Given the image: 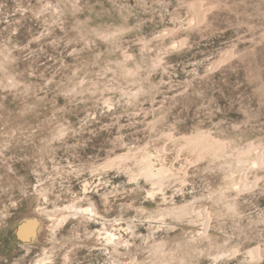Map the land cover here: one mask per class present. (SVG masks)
Masks as SVG:
<instances>
[{
    "label": "rangeland",
    "instance_id": "rangeland-1",
    "mask_svg": "<svg viewBox=\"0 0 264 264\" xmlns=\"http://www.w3.org/2000/svg\"><path fill=\"white\" fill-rule=\"evenodd\" d=\"M138 263L264 264V0H0V264Z\"/></svg>",
    "mask_w": 264,
    "mask_h": 264
},
{
    "label": "bare ground",
    "instance_id": "bare-ground-1",
    "mask_svg": "<svg viewBox=\"0 0 264 264\" xmlns=\"http://www.w3.org/2000/svg\"><path fill=\"white\" fill-rule=\"evenodd\" d=\"M152 147L151 146H149V147H147V149H151ZM144 151V150H143ZM142 151V152H143ZM29 233H31V232H29V230H28V228L27 227H22V229H21V234L22 235H25V236H27V235H29ZM139 264V263H138Z\"/></svg>",
    "mask_w": 264,
    "mask_h": 264
}]
</instances>
